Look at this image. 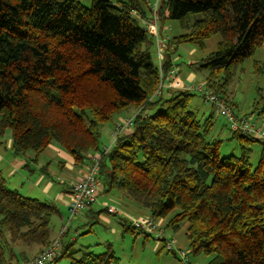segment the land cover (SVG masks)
<instances>
[{"label": "trees", "instance_id": "1", "mask_svg": "<svg viewBox=\"0 0 264 264\" xmlns=\"http://www.w3.org/2000/svg\"><path fill=\"white\" fill-rule=\"evenodd\" d=\"M150 3L0 0V139L10 130L17 156H39L56 144L77 166L101 153L104 194L125 193L155 221L167 220L165 229L177 232L188 223L187 260L206 255L208 264H264V140L230 130L240 155L222 157L224 141L210 135L212 116L202 121L190 109L192 92L154 98L161 82L155 41L140 25ZM159 16L185 30L169 47L190 43L205 50L220 36L195 70L206 73L205 90L231 107L235 70L264 46V0H162ZM169 59L165 73L174 66ZM256 68L264 75V62ZM256 105L264 116V97ZM138 111L132 129L103 155L102 128ZM254 145L260 146L255 166ZM58 215L55 204L10 190L0 173L1 260L18 264L7 261L14 245L46 249ZM61 242L52 264L65 257L71 264H119L110 249L96 254Z\"/></svg>", "mask_w": 264, "mask_h": 264}, {"label": "rangeland", "instance_id": "2", "mask_svg": "<svg viewBox=\"0 0 264 264\" xmlns=\"http://www.w3.org/2000/svg\"><path fill=\"white\" fill-rule=\"evenodd\" d=\"M150 1V4L155 2V0ZM81 2L85 6L91 5V0H81ZM140 25L142 26L141 22ZM164 26L166 28L167 34H169L171 38L178 37L185 33V30L181 28L179 22L177 21H166ZM219 41V35L208 40L206 42L205 50H200L190 43H183L179 45L176 51L172 52L171 56L174 59H178L177 67L183 71L181 78L183 79L185 77L184 74L186 68L194 65L195 67H191L193 72L192 74H195L196 77L194 85L201 86L205 89L204 84L206 73L196 71L195 68L198 67V64L203 58L216 51ZM151 52L153 60H155L156 56L154 49H152ZM263 62L264 46L258 48L250 58L246 59L241 65L237 67L228 91L229 98L231 102H233L231 108L234 114L240 118L245 117V115L254 114V118L250 116L249 118H251L258 127L262 125V122L261 120H258L257 108H259V105H256V102L260 100V97H264V75L257 71L256 65ZM192 94H194V97L190 102V109L195 112L198 119L202 121L212 116L213 130L211 131L210 135L214 138H220L224 141L221 148V156L227 157L232 154L240 155L241 150L237 144V141L229 140L231 132L225 118L221 116L219 117L216 111L210 105L206 104L202 94L197 92H192ZM126 114L123 116H126ZM118 118L119 117H116L112 123L106 124L102 128L100 139V149L102 151L105 149L110 150L113 147L112 127L113 125L117 124L118 121H120ZM10 136L11 131L8 130L4 139H7V137ZM259 159L260 146L254 145L252 146L250 161L255 166ZM58 172V163H54V166L51 169L50 178V181L54 182V189L47 198H39L40 202L55 204L59 210H61L60 215L54 216L52 218V237L55 238V240L60 239V241H63L65 244L73 242L74 250L88 248L90 251L96 254L105 253L110 249L119 258V264H186L182 261L180 262L179 258L176 259L172 254L173 252H168L165 249V244L163 242L157 241V236H147L140 231L129 230V228H131V224L125 225L123 222L119 221V216H113L103 212L102 215L106 221L103 219L99 221L97 218H93L92 216H90L88 219H84L83 216H77L73 219H70L66 211H64L58 203H55L54 200L57 190L59 191L63 188L66 189L67 186V183L61 185L62 182L59 176H54V173ZM119 195L122 196V200H116ZM103 201H105L106 206H113L115 208L118 207L119 209L127 208V203L132 205L134 208L140 207L125 193L116 192L109 195L102 194L98 198L97 203L94 204V209L102 211L103 207L101 203ZM118 205H120L121 208ZM134 208H130L132 210L131 212H133L130 214L133 216L135 215L134 213H136V209L134 210ZM143 211L146 210L143 209ZM165 221L168 222L167 220ZM165 221L162 223L164 237L167 241L172 240L174 242V253L177 254L179 250H183L188 253L189 247L188 241L186 239L188 223H181L180 229L175 232L172 229H165ZM65 231L67 232V235L61 239V234ZM35 248L41 250V248L38 246ZM211 259L212 257L206 255H189L188 258L189 264H208ZM55 264H71V259L69 257H65L57 261Z\"/></svg>", "mask_w": 264, "mask_h": 264}, {"label": "built area", "instance_id": "3", "mask_svg": "<svg viewBox=\"0 0 264 264\" xmlns=\"http://www.w3.org/2000/svg\"><path fill=\"white\" fill-rule=\"evenodd\" d=\"M161 3L162 0H155L153 4H150V15L140 20L144 30L151 35L155 41L161 82L154 98L160 97L162 92L170 94L174 91L183 90L200 93L204 97L206 104L210 105L219 117L221 116L225 118L232 132L264 140V128L258 127L249 117H237L225 100L207 92L203 87L185 83L180 78L179 71L176 66H172L168 73L164 72L163 65L165 63L166 56L169 54L170 37L166 32V28L162 26L160 21L159 9ZM133 15L137 16V13L133 12ZM139 114L140 111L136 112L132 117L121 119L117 124H115L112 133L113 146L118 136L125 134L132 129L134 118H136ZM108 151L109 149H105L103 155ZM102 157L101 153L88 155L84 162L85 170L72 184L68 209L70 219L79 216L88 208L94 206V204L97 203L98 198L104 193L102 181L100 179ZM103 209L106 210L109 215L122 216V212L113 206L104 205ZM131 227L148 236H157V241L163 242L168 252L174 250V242L172 240L167 241L164 237L162 221H155L151 217L137 218L131 221ZM61 248L62 243L60 239H56L36 257L18 264H52L60 256ZM177 253L183 263L188 261L185 251L179 250ZM0 264L7 263L3 262L0 258Z\"/></svg>", "mask_w": 264, "mask_h": 264}, {"label": "crops", "instance_id": "4", "mask_svg": "<svg viewBox=\"0 0 264 264\" xmlns=\"http://www.w3.org/2000/svg\"><path fill=\"white\" fill-rule=\"evenodd\" d=\"M164 25L165 24H162L163 27H165ZM169 37L171 41L172 38L170 35ZM177 48L178 46H176L175 43H172V45L169 47V60L176 67L178 65V59L172 58L171 54L173 51L175 52ZM189 67L186 68L184 74L185 77L183 79L181 78V76L183 75V71H181L179 67L177 68L179 71L180 78L185 83L194 84L196 77L195 74H192L193 72L191 70V67ZM133 114L134 112H129L128 114H126V116L118 118V120L132 117ZM245 116H250L252 118L255 117L254 114ZM258 120H261L262 122V125L260 127L264 128V116H258ZM114 126L115 125H113L112 127V131L114 129ZM12 144L13 142L11 136L7 137V139H0V173L3 175L8 188L12 191L20 193L22 196L28 199H35L39 201V198H47L54 189V182L50 181L51 169L54 166V163H58L59 172L54 173L55 175H53L59 176L62 182L61 185L67 183V186L66 189L63 188L62 190H57V192L55 193L54 200L55 203H58L59 206L64 211H66L67 215L69 216L68 209L70 202L71 186L81 175V173L85 170V163L81 166H77L75 164L74 159L65 150H63L60 146L56 144L50 145L39 156H36V154L33 152H28L22 156H17L12 151ZM118 199L122 200V196L119 195L116 200ZM101 204L105 205V201H103ZM104 205H102V207ZM118 206L121 208L120 205ZM126 206L127 208L124 209H119L117 207L122 212V216H119V221L123 222L125 225L131 224V221L133 219L150 217L148 211L146 209V211H143L144 208L140 205L139 206L141 208L139 206V208H134L129 203H127ZM130 208H134V210L136 209V213H134V216L130 214L133 213L131 212L132 210ZM100 212V210L94 209V207L92 206L90 209L86 210L79 216H83L84 219H88L90 216H92L93 218H97V220L99 221L101 219L106 221V219ZM162 223H164V221H162ZM35 247L36 246L29 245H14L11 251L12 255L10 254L11 256L8 257L6 256L7 261L11 263H22L26 260L32 259L42 251L36 249Z\"/></svg>", "mask_w": 264, "mask_h": 264}]
</instances>
